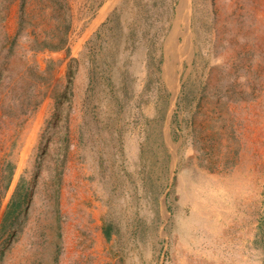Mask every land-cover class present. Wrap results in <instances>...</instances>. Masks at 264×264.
Instances as JSON below:
<instances>
[{
  "label": "rangeland",
  "instance_id": "374dc122",
  "mask_svg": "<svg viewBox=\"0 0 264 264\" xmlns=\"http://www.w3.org/2000/svg\"><path fill=\"white\" fill-rule=\"evenodd\" d=\"M0 93V264H264V0H0Z\"/></svg>",
  "mask_w": 264,
  "mask_h": 264
},
{
  "label": "bare ground",
  "instance_id": "6f19581e",
  "mask_svg": "<svg viewBox=\"0 0 264 264\" xmlns=\"http://www.w3.org/2000/svg\"><path fill=\"white\" fill-rule=\"evenodd\" d=\"M259 1H260V0H259ZM0 94H1V93H0ZM153 168H154V167H153ZM222 187L227 188V189H234L232 179L225 181V182L222 184ZM64 198H65V197H64ZM105 201L109 202V198H106ZM218 202H219V201H217V203H218ZM195 204H196V206H197L198 208H200V206L202 205V203H201L200 201H195ZM103 215H104V216H103L104 219H105V220H108L107 218H108V216L110 215V208L108 207L107 204H105V206H104V212H103ZM199 215H200V214L196 212V215H194V216L197 217V216H199ZM120 223H121V222H120ZM183 242L185 243L186 241H183ZM183 246H184V244H183ZM184 248L187 250L186 245L184 246Z\"/></svg>",
  "mask_w": 264,
  "mask_h": 264
}]
</instances>
